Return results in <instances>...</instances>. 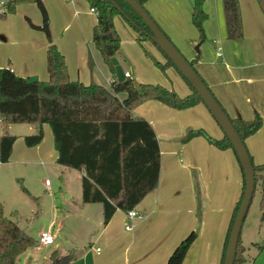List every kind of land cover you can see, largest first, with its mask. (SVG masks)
Listing matches in <instances>:
<instances>
[{"label":"crops","instance_id":"1","mask_svg":"<svg viewBox=\"0 0 264 264\" xmlns=\"http://www.w3.org/2000/svg\"><path fill=\"white\" fill-rule=\"evenodd\" d=\"M47 1L43 0L46 9L49 10ZM50 1L58 4L57 9L62 17L63 5L59 4L61 0ZM154 1L148 0L145 7L152 13L160 27L169 35L186 59L194 61L197 72L207 83L227 114L232 118L246 120L253 119L255 114L261 116L262 127L248 136L245 141L253 162L263 164L264 147L259 148V145L253 141L255 138H264V22L258 8L251 4L252 0H239L244 35L241 39L232 40L226 34L222 0H204L203 9L207 18L203 23V34H200L198 29L194 30L195 26L192 22L190 23L191 30H187L188 32L179 31L176 27L171 28L168 22L162 18L161 9L157 6L156 9L154 8ZM164 1L167 2L168 7L170 0ZM192 5L193 0L190 10H192ZM38 12L33 3H28V5L22 3L16 5L14 13L3 14L4 16L0 18V68H7L11 71L13 78L9 85L10 88L17 85L18 79L22 78L48 80L46 69L48 39L44 31L39 28L41 16ZM52 25L49 19L50 34L54 36V40L52 37L51 40L64 55L69 79L84 84L101 83L95 71L88 73L87 69L86 72L84 69L79 72L78 68L84 59L85 47L77 45L85 41L88 42L90 34L85 33L84 40L76 41L75 47H71V45L62 42V38L55 34L54 28L51 31ZM67 27L68 24L63 29ZM203 36L205 39L201 40ZM67 55L72 57V61L77 64V72L74 71L75 68L71 72ZM78 57H81L80 60ZM108 71L110 73L109 69ZM110 76L112 80V74ZM191 91L189 86V92L186 95ZM118 97L122 99L124 95L118 94ZM157 102V104L149 103L157 110L155 113L145 112L142 107L132 110L134 117L144 118L149 122L156 135L159 148L160 166L157 185L147 192L133 208L138 211L141 218L133 221L132 229L118 233L115 221L120 217L122 219H127V217L126 211L117 208L107 224H103V218L101 220L102 227L98 236L99 240H103L102 246L93 248L90 245L77 252L72 249L67 254L70 259L63 263L57 262V260L66 255H60L58 250H54L50 255L52 264H166L174 247L193 231L192 229L196 228L197 223L199 224L198 234L189 247L182 264H221L224 238L233 208L242 191L243 178L238 160L231 148L218 149L209 142L201 141L208 162L204 173L210 182L206 184L202 177L204 186L200 189V194L196 195L192 186L190 185L188 188L186 184L184 186L171 168V159L180 155L182 145H179L178 139L186 131L183 126H194H191L192 122L181 124V127L179 126L176 130H168L163 134L159 124L156 123L157 118H161L159 111L172 110L168 109L169 106ZM19 105H22L23 108L33 107L29 100H22ZM194 108H199L207 119H212L210 117L212 115L203 103H197ZM214 124L217 125V123ZM14 125L0 124V136L15 135L24 139V136L27 135L24 134L25 132L16 134L11 131ZM28 130L36 133L38 125L29 124ZM42 130L44 137L47 132L46 124L42 125ZM214 130L216 131L215 137L221 139L223 132L220 127L214 126ZM215 137L213 139H216ZM43 140L44 138L40 144L33 147L39 154L53 157L56 162L57 153L54 144L49 143L48 146L41 147ZM165 142L167 145H163ZM70 169L77 171L81 180L83 172L74 168ZM66 196L69 197L70 194L68 193ZM82 204L90 206V210L97 208L99 210L97 203ZM101 212L103 215V209ZM247 240L240 239L241 245L245 248L243 263L247 260V250L250 247L247 243L254 246L258 244L256 241L249 240L247 242Z\"/></svg>","mask_w":264,"mask_h":264},{"label":"trees","instance_id":"2","mask_svg":"<svg viewBox=\"0 0 264 264\" xmlns=\"http://www.w3.org/2000/svg\"><path fill=\"white\" fill-rule=\"evenodd\" d=\"M87 1L90 7L97 10L91 42L112 74L111 89L93 82L84 84L69 79L64 55L51 40L49 16L43 0H6L7 13H13L16 5L24 2L34 3L38 8L41 16L39 28L44 31L48 39L46 51L48 80L22 78L18 79L17 85L10 88L12 73L7 68H0V124H37L36 133L24 136V143L28 147L42 142V125H49L57 153L56 163L83 172L82 203H101L105 225L117 208L123 211L133 209L158 182L160 165L156 135L149 122L144 118L134 117L131 110L146 99H155L176 109L203 102L164 51L153 42L149 28L125 0ZM136 1L146 9L145 3L148 0ZM256 1L264 15V0ZM203 3L204 0H193L192 5V22L200 34H203L202 23L207 18ZM222 5L227 37L232 40L243 38L239 0H222ZM146 11L148 12L147 9ZM148 14L150 15L149 12ZM116 16L137 30L140 42L145 39L151 40L158 47L166 58V64L173 66L189 84L192 90L190 94L182 97L174 90L158 84H136L130 76H126L122 82L116 81L115 70L110 63V58L116 56L120 49V37L114 25ZM150 17L152 18L151 15ZM27 20L29 21L28 18ZM189 62L196 70L194 61ZM89 64L92 66L91 60ZM198 75L200 76L199 73ZM200 78L203 80L201 76ZM203 82L208 87L204 80ZM208 89L211 91L209 87ZM119 93H124V98L120 99ZM211 93L213 94L212 91ZM213 96L215 97L214 94ZM22 100H29L33 107L23 108L19 105ZM218 103L220 104L219 101ZM223 110L226 112L224 108ZM229 119L244 145V140L254 134L262 124L258 114H255L251 120L230 116ZM196 133H201V130L192 134ZM15 140V135L0 136V162H8ZM208 140L218 149L231 148L235 154L226 135L221 139L208 137ZM249 157L254 173L253 192L257 185L261 191L260 220L263 221L264 163L255 164L250 154ZM242 178L241 195L233 208L224 238L221 264H223L231 226L244 193L243 172ZM21 188L29 194L26 187L21 186ZM33 199L36 200L35 197ZM196 236L195 231L186 235L174 247L166 264H182ZM38 244L37 239L28 235L4 215L0 202V264H16L26 249ZM244 251L239 235L233 264L244 262ZM69 259V255H66L57 262H67Z\"/></svg>","mask_w":264,"mask_h":264},{"label":"rangeland","instance_id":"3","mask_svg":"<svg viewBox=\"0 0 264 264\" xmlns=\"http://www.w3.org/2000/svg\"><path fill=\"white\" fill-rule=\"evenodd\" d=\"M191 1L170 0V5L167 7L166 1L155 0L154 8L156 9L157 6L161 9L162 18L168 22L171 28L176 27L179 31L188 32L187 30H191L190 23L192 22ZM53 2L47 1L49 19L53 24L51 31L54 28L55 34L62 38V42L66 45H71V47H75L76 41H83L85 33L90 34L88 42L85 41L77 45L85 47L84 59L78 65L79 72L84 71V69V72L87 69L88 73L95 71L101 82L99 84L111 89V74L100 53L91 42L96 14L88 12L90 10L88 1L61 0L59 4L63 5L62 17H60L57 9L58 4ZM28 3L31 2H24L23 4L28 5ZM251 4L258 8L264 22V15L257 1L252 0ZM33 5L38 12L36 5L34 3ZM4 15L1 14L0 18ZM150 15L160 27L152 13ZM24 19L26 21V17ZM66 24H68V27L63 29ZM114 25L120 37V49L116 56L123 70L129 72L130 77L134 79L136 84H158L174 90L179 96H184L189 92V84L173 66L166 64L165 56L151 40L145 39L140 42L137 30L119 16L114 18ZM195 29H197L196 26ZM164 33L169 37L165 31ZM51 37L54 40L53 34H51ZM204 39L205 36L201 40ZM171 42L174 44L172 40ZM67 56L71 72L74 68L76 69L74 71L77 72V64L72 61V57ZM80 58L78 57L79 60ZM90 60L92 66L89 64ZM119 94L125 96L124 93ZM149 103L157 104L158 102L155 99H146L132 110L142 107L145 112H157ZM194 107L195 105L181 109L169 107L168 109L172 111H159L161 118H157L156 123L159 124L160 131L164 134L168 130H176L179 126L181 127V124L192 122L191 126L194 127L183 126L186 131L178 139L179 145H182L180 155H177L175 159H171V168L184 186L186 184L188 188L191 185L196 195H199L200 189L204 186L201 178L205 179L206 184L210 182L204 173L208 167V162L203 152L201 141L208 143V137L214 138L216 133L214 126H218L214 124L216 122L212 116L210 117L213 120L211 118L207 119L199 108ZM28 125L15 124L11 131L16 134L23 132L27 135L34 134V131L28 130ZM46 129L47 132H45L41 147H46L49 143L51 145L53 143L51 130L47 124ZM197 130H201V133L192 134ZM215 138L217 139V137ZM263 140V137H259L253 141L259 145V148H262L264 147ZM14 144V149L8 162L0 163V202L3 207V213L35 239L38 238L39 233L43 230L50 231L54 237L52 244H38V246L26 249L20 255L16 264H52L53 261L50 255L54 250H58L60 255H67L72 249L77 252L88 248L90 245L93 248L102 246L103 240H99L98 236V232L102 227V205L97 203L99 210L98 208L90 210V206L82 204V188L78 172L57 164L53 157L48 155L45 157L39 154L35 147L26 146L21 136L16 137ZM163 145H167V142ZM46 180L48 184H45ZM21 186L26 187L29 194L25 193ZM180 186L183 187L182 185ZM68 193L70 194L69 197L66 196ZM260 198L261 191L257 185L246 210L240 231V239L245 241L251 238L247 242L253 240L258 244L254 246L247 243L250 247L247 250V260L243 264H264V220H260ZM125 221L127 222L128 220L121 217L115 221V228L118 233L127 231L124 227ZM198 228L199 224L197 223L196 228L192 229L196 232V235L198 234Z\"/></svg>","mask_w":264,"mask_h":264},{"label":"water","instance_id":"4","mask_svg":"<svg viewBox=\"0 0 264 264\" xmlns=\"http://www.w3.org/2000/svg\"><path fill=\"white\" fill-rule=\"evenodd\" d=\"M135 12L141 17L145 25L149 28L152 40L157 44L170 59L172 64L181 72L190 86L198 94L203 104L214 118L217 125L226 135L231 146L235 151V156L240 164L243 172L245 186L244 193L239 204L236 216L231 226V231L227 243L226 252L224 255L223 264H233L236 245L240 235L242 223L246 214V210L250 203L254 190V173L252 163L248 151L236 133L229 116L223 110L221 105L215 99L211 91L200 78L196 70L191 66L186 57L177 49V47L170 41V39L163 33L158 25L150 17L146 9L136 0H125ZM110 63L115 70V78L117 82H122L125 79V71L120 65L116 56L110 58Z\"/></svg>","mask_w":264,"mask_h":264},{"label":"built area","instance_id":"5","mask_svg":"<svg viewBox=\"0 0 264 264\" xmlns=\"http://www.w3.org/2000/svg\"><path fill=\"white\" fill-rule=\"evenodd\" d=\"M89 11L95 14L97 13V10L94 7H90ZM5 13H6V0H0V15ZM217 54L218 56L220 55L219 52ZM126 76H130V74L128 72H125V77ZM45 184H48L47 180L45 181ZM126 217L128 221L126 222L124 227L126 230H130L133 228V221L135 219L141 218V215L135 209H130L126 211ZM37 240L39 244L49 245L54 242V237L50 231L43 230L39 233ZM96 250L98 251L99 248L97 247Z\"/></svg>","mask_w":264,"mask_h":264}]
</instances>
